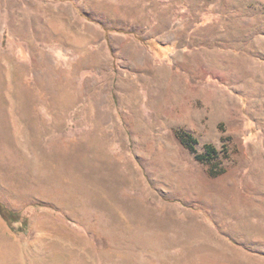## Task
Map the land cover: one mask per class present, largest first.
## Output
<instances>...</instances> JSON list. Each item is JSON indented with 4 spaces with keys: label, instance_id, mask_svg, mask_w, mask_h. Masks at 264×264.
<instances>
[{
    "label": "rangeland",
    "instance_id": "374dc122",
    "mask_svg": "<svg viewBox=\"0 0 264 264\" xmlns=\"http://www.w3.org/2000/svg\"><path fill=\"white\" fill-rule=\"evenodd\" d=\"M185 42L211 65L176 59ZM147 57L164 84L137 81ZM0 59V203L27 219L0 216V264H264V0H0ZM96 165L108 198L177 224L165 254L99 232Z\"/></svg>",
    "mask_w": 264,
    "mask_h": 264
},
{
    "label": "bare ground",
    "instance_id": "6f19581e",
    "mask_svg": "<svg viewBox=\"0 0 264 264\" xmlns=\"http://www.w3.org/2000/svg\"><path fill=\"white\" fill-rule=\"evenodd\" d=\"M182 47L183 50L185 47H187L189 50H193L194 52L189 55L186 53V51H183L176 55V59L191 58L196 66H202L203 64L211 65L210 63L213 62L211 59L207 60L205 57L203 58L204 55L202 52L204 46H200L198 49L194 50L195 46L193 42L192 44L185 42ZM147 61V65L144 69L145 75H140L137 81L146 86H160L161 84H164L166 79L165 73L167 72L166 68L157 67L150 57H147ZM5 65V61L0 59V67ZM128 80L132 81L130 79ZM66 83L70 89H75L77 86L75 78H72L71 76L66 80ZM10 90L11 85H4L3 80L0 77L1 104L9 99L8 93ZM149 95L152 98L158 97L154 89L150 91ZM84 98V95L71 90L69 94H66L63 100L67 106H71L73 100L78 99V101H82ZM21 120L31 128H35L38 131L40 137H43V139L47 134L53 135L58 133L61 127V123L59 122H54L48 125H31L30 119H11L13 127L16 130L19 129V122ZM10 128L11 127L7 123V119H3V111L0 109V150L9 145L7 134ZM60 144V140H52L49 141L48 146H43L44 155L47 160L58 161L60 159L59 162H63L65 160L62 158L58 159L57 157L59 156L61 150ZM70 162L71 164H77L76 158H72ZM94 169V174L86 178L87 181L90 180L91 183L95 184V195L93 193L91 194L94 198H91L87 205L97 214L99 232H105L110 235L123 234L128 242L132 243L133 245L139 244L147 248H152L157 255L165 254L169 245L173 243V234L177 228V224L172 220L163 219V217H160L155 212L151 211L149 207L139 203L136 199L125 196L121 199L108 198L106 196L107 189L104 172L100 165H96ZM2 247L0 246L2 255L7 254L9 256L8 259H11L14 255V248L16 247V245L14 246V242L9 240L8 243H6V245H2Z\"/></svg>",
    "mask_w": 264,
    "mask_h": 264
},
{
    "label": "trees",
    "instance_id": "16d2710c",
    "mask_svg": "<svg viewBox=\"0 0 264 264\" xmlns=\"http://www.w3.org/2000/svg\"><path fill=\"white\" fill-rule=\"evenodd\" d=\"M0 216L11 228H13L14 224L19 222H22L23 225L27 224V219L24 218L20 212L10 210L2 203H0Z\"/></svg>",
    "mask_w": 264,
    "mask_h": 264
}]
</instances>
